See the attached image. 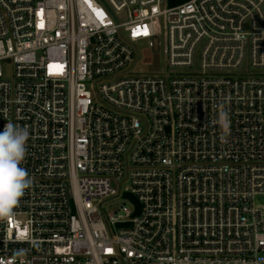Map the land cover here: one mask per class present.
<instances>
[{"label": "built area", "instance_id": "obj_1", "mask_svg": "<svg viewBox=\"0 0 264 264\" xmlns=\"http://www.w3.org/2000/svg\"><path fill=\"white\" fill-rule=\"evenodd\" d=\"M140 44L170 72L129 76ZM8 122L33 184L0 264L264 262V0H0Z\"/></svg>", "mask_w": 264, "mask_h": 264}, {"label": "clouds", "instance_id": "obj_2", "mask_svg": "<svg viewBox=\"0 0 264 264\" xmlns=\"http://www.w3.org/2000/svg\"><path fill=\"white\" fill-rule=\"evenodd\" d=\"M218 122L226 130L229 127L228 114L221 112ZM29 135L28 128L13 122H8L0 131V220L13 215L20 198L33 184V178L21 166L27 155ZM23 254L24 250H18L15 254L20 264H24L21 259Z\"/></svg>", "mask_w": 264, "mask_h": 264}, {"label": "rangeland", "instance_id": "obj_3", "mask_svg": "<svg viewBox=\"0 0 264 264\" xmlns=\"http://www.w3.org/2000/svg\"><path fill=\"white\" fill-rule=\"evenodd\" d=\"M156 32L159 38L163 41L164 40V24L162 20L156 22ZM146 46L144 44L138 45L137 54L135 56V63L130 67L128 71L129 76L134 75H165L166 73L170 72L168 67V61L166 56L161 51H155L151 54H146ZM199 60V53L195 56V62L198 64ZM249 70L248 63L246 62L241 69L240 73H244L245 71ZM5 76L8 78L11 73V67L6 65L4 67ZM126 203L122 198H112L105 201L101 208L104 212L105 216L114 215L118 209H120L123 204Z\"/></svg>", "mask_w": 264, "mask_h": 264}, {"label": "trees", "instance_id": "obj_4", "mask_svg": "<svg viewBox=\"0 0 264 264\" xmlns=\"http://www.w3.org/2000/svg\"><path fill=\"white\" fill-rule=\"evenodd\" d=\"M186 1H188V0H168V6L169 7H174V6H177L179 4L184 3Z\"/></svg>", "mask_w": 264, "mask_h": 264}]
</instances>
